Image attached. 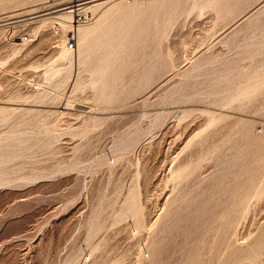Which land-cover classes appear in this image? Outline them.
I'll use <instances>...</instances> for the list:
<instances>
[{
	"label": "rangeland",
	"instance_id": "374dc122",
	"mask_svg": "<svg viewBox=\"0 0 264 264\" xmlns=\"http://www.w3.org/2000/svg\"><path fill=\"white\" fill-rule=\"evenodd\" d=\"M122 1L133 0H111L103 9H114ZM43 6L38 4V11L31 12L10 7L0 11V20L7 13L27 19L41 13ZM90 10L93 19L87 23L99 14ZM255 18V30L239 34L237 44L228 42L239 24L247 29ZM39 23L18 28L19 33H29L28 42L17 37L10 41L4 26L0 27V106L6 107L0 110V157L5 156L0 179L8 174L13 178L0 185V264H63L72 251L80 253L78 262L87 258V264H149L151 258L153 264H189L202 245L204 264L233 255L226 228L216 231L219 214L229 205V198L216 201L219 181L212 175L217 173L216 156L177 182L171 179V168L200 158L204 145L188 141L205 129L206 111L226 115L207 129V143L233 145L243 132L242 126L234 128L238 120L247 121L253 133L263 131V113L218 105L214 93L203 99L198 94L226 77L238 57L246 61L244 50H264V0H253L230 22L214 9L178 16L163 42L172 52L174 65L141 92L106 106L96 102L92 74L81 62L77 40L64 53L65 40L62 43L59 35L54 36L48 22L35 31ZM143 55L139 50L135 57ZM205 55L212 61L188 75L196 57ZM263 56L258 53L247 60L260 62ZM50 64L62 70L48 75L45 70ZM147 67L137 61L124 77V85L136 86ZM173 86L179 89L172 91ZM39 94L43 98L34 99ZM164 95L168 98L160 101ZM157 111L162 115L155 119ZM250 151L245 153L247 158H264L259 148ZM249 165L254 168L251 161ZM249 175L251 171L239 177ZM243 185L227 183L226 194ZM137 190L150 221L148 229L136 232L129 199ZM171 200L176 214L165 215ZM122 207L128 212L123 213ZM154 219L158 223L151 225ZM262 224L264 196L252 201L239 219L234 243L244 248ZM101 239L105 242L89 256ZM258 255L256 262L241 258L237 264H264V249Z\"/></svg>",
	"mask_w": 264,
	"mask_h": 264
},
{
	"label": "bare ground",
	"instance_id": "6f19581e",
	"mask_svg": "<svg viewBox=\"0 0 264 264\" xmlns=\"http://www.w3.org/2000/svg\"><path fill=\"white\" fill-rule=\"evenodd\" d=\"M40 1L42 0H0V11L5 12L7 11L6 9L14 6H20L17 9H23L22 11H38V4L43 3V7L46 5V0H44L45 2ZM109 1L111 0L88 1L87 9L90 10L91 7L92 10L99 13L98 17L90 23L84 22L77 26H72L69 22L70 15L65 12L61 13L58 19L59 33L57 35L53 33L54 36L59 35V39L63 43L66 30L73 29L79 45L78 54L81 62L86 65L92 74L90 83L96 92V102L103 106L114 101L123 102L135 93L141 92L155 79L164 76L168 69L174 65L172 52L169 46L163 42L164 38L168 35L169 26L178 16L192 10L201 11L204 9H214L219 12L220 16L224 17L227 22H230L253 2V0H153V2L149 4V0H133L131 3L122 1L114 9H110V7L103 9ZM142 3L144 4L143 7H141ZM18 12L19 11H17V13ZM42 14L44 13L29 15L27 18L28 20L24 17L17 19V21L25 19L28 24H34L36 21L40 22L35 26V31H39L46 22H48L51 27V21L48 16ZM16 15L14 16V14L7 13L2 15L1 18L20 17L19 14V16ZM33 17H35V19H31ZM257 21L258 20L255 18L247 29H244L243 25L239 24L234 30L233 35L228 39V42L230 44H237L240 39L239 34L246 35L250 31L255 30ZM183 39L185 40V38ZM181 40L180 42L183 41ZM184 45L182 44V46ZM68 50L66 43L65 46L62 44V52L67 53L69 52ZM139 50H143L144 55L137 58L135 54ZM244 51L245 52L242 53H244L246 61H241L238 57L237 62L230 65L231 70H229L227 76L215 80V86L206 93L198 94V97L203 99L206 98L205 96L208 97L211 93H214L215 96L212 99L218 105H227L242 110L258 111L264 114V56L261 60L262 62H249L250 59H254L258 53L264 55V50H256V48H254ZM247 59H249V61ZM137 61L142 66H144L146 62L148 67L144 70V76L139 79L136 86L126 87L124 85V77ZM211 61L212 57L210 55L196 57L188 75H193L196 69ZM57 65L50 64L47 66V69L45 68L47 70H45V72H48V75L59 73L62 69L60 65ZM230 73L231 75H229ZM174 89L178 90L179 88L173 86L172 91ZM42 98L43 95L41 94L34 96V99L37 100ZM167 98L168 95H164L160 98V101ZM5 108L6 107L0 106V110ZM206 112L209 114V121L205 127L206 130L204 129L203 131L196 132L188 141V144L199 141L204 145L200 158H198V161L190 160L184 163L179 162L176 167L173 166L171 168V179L176 182L184 179L189 174L199 170L202 161L216 156L218 159L216 168L217 173L212 174L220 184L217 183L219 189L216 191V201L221 203L223 199L227 200L229 198V205L219 214V223L216 231L220 230V232H222L224 230L223 228H226L225 238L234 254L229 255L226 259L218 257L211 264H237L241 258L256 262L259 256L258 253L264 249V224L260 225L261 231L257 234L258 236H252L244 248L240 247V245H236L234 239L238 234L235 230V226L241 216H243L245 211L249 208L250 203L264 196V158H249V156L247 158L245 154L250 150L255 151L256 147L264 154V123L261 133H253L247 121L238 120L234 128L238 129L242 126V135L235 139L233 145L224 147L220 143H207L210 137V132L207 131V129L223 120L226 115L221 111ZM160 115H162V112H155V119L159 118ZM142 132L141 130L138 133ZM232 134L233 131L229 133V135ZM2 158H5V156L0 157V162L4 160ZM250 161L251 164L254 165V168H251L249 165ZM249 171H251L252 175L244 179L239 177ZM233 176L234 179L232 178ZM202 179H204V177ZM24 180L27 181L26 179ZM10 181H13V178L8 174L0 179V185ZM231 181L243 182L245 186L232 187L231 193L227 195L226 184ZM183 193L184 194L180 196L182 199L186 195L185 192ZM130 194L129 207H133V212H129V214L135 216V220L132 223H134V228L137 232L143 227H146L150 220L146 219L142 204L138 202L140 191H132ZM182 199L179 200L178 203L182 202ZM174 203L175 200L168 202L165 215L176 214L175 209H173L175 207L173 206ZM126 207H122L121 210L123 213L128 212L126 211ZM178 208L179 206L176 207V209ZM157 223L158 221L155 220L151 225ZM170 230L171 227L168 228V231ZM246 235H248V232ZM233 237L235 238L232 239ZM241 238L243 239V237ZM104 242V239L99 240L90 250L89 256L96 246ZM154 247L155 244L153 239L150 249L153 250ZM201 249L189 260V264L205 263V258L202 257L203 253L206 254L205 246L202 245ZM79 257V252L72 251L63 264H87V258H82V261L78 262ZM154 260V258H151L149 261L147 259V263L153 264ZM142 264L146 263L143 261Z\"/></svg>",
	"mask_w": 264,
	"mask_h": 264
},
{
	"label": "built area",
	"instance_id": "2783aa9c",
	"mask_svg": "<svg viewBox=\"0 0 264 264\" xmlns=\"http://www.w3.org/2000/svg\"><path fill=\"white\" fill-rule=\"evenodd\" d=\"M88 1L89 0H46L45 8L41 13H44L42 15L48 16L51 21L50 30L57 35L59 33L58 19L61 13L65 12L70 15L69 22L72 26H77L80 23L88 22L93 19V12L87 9ZM20 18L22 17H3L0 20V26H4L6 36L10 41L19 37L20 41L28 42L30 41L29 33L23 31L19 33L17 30L19 27H22V25L31 24H28L25 19L24 22L23 20L17 21V19ZM65 43L68 49H73L76 45V38L72 28L65 32Z\"/></svg>",
	"mask_w": 264,
	"mask_h": 264
}]
</instances>
